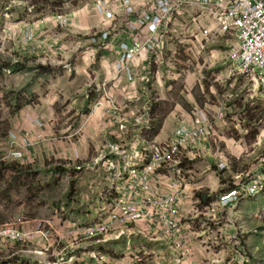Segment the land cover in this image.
<instances>
[{"label":"rangeland","instance_id":"obj_1","mask_svg":"<svg viewBox=\"0 0 264 264\" xmlns=\"http://www.w3.org/2000/svg\"><path fill=\"white\" fill-rule=\"evenodd\" d=\"M93 1L0 0L1 226H10L17 219L25 223L24 230L31 229L33 222L36 224L50 221L54 225L52 219L57 215L56 212L60 215L75 207L82 213L83 220L79 223L68 221V224L85 226L100 219L101 210L112 202L110 183L105 180L104 186L100 185V181L96 184L106 190L111 199L104 207H101L95 196L89 195L88 187L81 186L80 183L88 182V176L82 170H77L80 165H70L66 169L65 160L51 153L44 158L37 156V160L33 159L31 162L25 160V136L28 135V144L31 137L26 131L20 136L15 129L21 119L35 118L40 120L41 125L54 124L50 126L49 135L55 137L68 135L73 130L74 127L63 125L57 120L67 118L73 122L80 114L72 108L66 109L69 106H64V99L56 89H52L51 81L59 70V54L73 53L74 37H81L76 33L74 25L72 28L68 27L71 20L78 17L89 23L96 19ZM104 29L105 23L100 20L99 26L97 24L89 27L88 35L82 37L89 36L91 39L94 34L98 35ZM90 43L94 46L92 39ZM94 47L92 51L97 48L110 52L100 46ZM212 49L216 51L215 59L210 58V48L197 55L181 44L168 45L160 63L150 66L155 75L151 81L149 79L148 87H153V99L160 100L155 117L162 120L165 133L159 142L167 140L177 125L172 118L177 105L188 110L190 115L197 110H207L213 120L212 115L215 112L210 107H216L220 102L225 103V120L215 125V137H211L208 143L212 146V155L215 154V167L224 158H228V167L222 172L227 176L226 183L229 185L234 177L246 174L258 165L264 166V100L259 92L252 90V84L234 70L233 65L226 59L222 44H217ZM54 98L58 99L57 104L48 106L46 103L49 99L54 101ZM68 98L75 99L73 95ZM107 102L112 105L110 100ZM134 111L138 112L135 109ZM110 112L113 113L110 116L116 117L119 109L111 108ZM91 113L93 110L85 113V117ZM235 114L237 118L242 117L245 120L241 125L249 130L248 136L238 130L237 126L233 127L232 119ZM44 125L39 126V129H45ZM19 136L21 142L17 145L15 142ZM122 139L123 136H119L113 140V145L123 148L120 151L123 159H127L124 155L128 153V159L135 161L131 156L134 138L124 141ZM196 159L203 160V157ZM187 163L188 159L182 167L188 168ZM100 166L108 174L109 180L111 174L108 167L105 163H99ZM194 169L197 167L194 166ZM184 172L185 169L183 174ZM187 176L188 174L185 177ZM84 201L91 205L93 211H100L99 217L92 222L91 218L86 220L90 214L83 204ZM212 203L197 213L194 209L188 218L187 223L194 232L195 241L204 239L196 247L189 245L179 251L174 248L176 252L165 246L157 249L154 234L147 235L144 231L145 236L110 240L92 250L116 264H173L176 261L184 262L185 258L187 261L193 260L194 264H264V195L217 212L206 210ZM185 214L181 216L184 224ZM136 230L141 231L138 227L132 229L135 232ZM153 230L168 239L163 231L156 227ZM221 230L223 231L219 232ZM204 231L211 232H206L207 238H203Z\"/></svg>","mask_w":264,"mask_h":264},{"label":"built area","instance_id":"obj_2","mask_svg":"<svg viewBox=\"0 0 264 264\" xmlns=\"http://www.w3.org/2000/svg\"><path fill=\"white\" fill-rule=\"evenodd\" d=\"M93 4L105 29L94 34L92 43L111 52L113 43L120 40V62L116 68L125 71L130 81H134V76L128 65L145 52L150 68L160 63L170 44H181L197 55L210 48L213 59L216 51L212 48L222 44L226 59L234 70L244 76L252 84V90L259 92L264 100V0H94ZM145 82L148 84L149 80ZM224 105L220 102L216 106L213 120L207 110H197L193 115L174 113L172 118L177 125L172 135L164 142H157L145 135L156 128L148 104L144 115L136 119L143 127L131 148L135 161L128 159L127 153L124 155L127 159L121 157L122 162L106 158L96 161V165L105 163L108 167L111 174L109 191L113 197L112 202L101 210L100 219L85 226L67 224L65 228L68 230L70 226L71 230L64 232L56 230L50 221L37 222L28 230L23 229L25 223L21 219L10 226L0 225V264H26L29 259H35L38 264H49L56 246L65 241H73L76 250L71 251L68 260L61 259L55 264L73 261L88 264L92 258L104 264L106 260L92 249L110 240L128 238V233L140 224L163 231L168 239L177 243L176 249L184 250L180 188L188 168H183L182 164L187 159L199 157L201 143H208L215 137V125L225 120ZM126 128L123 124L119 127L121 132ZM237 128L248 136L247 128L240 123ZM27 138L28 135L25 146L28 145ZM114 150L120 152L123 148ZM228 161L224 158L217 169H226ZM164 182L171 186L163 188ZM263 195L264 166L258 165L254 170L234 177L230 188L206 210L217 212ZM79 251L82 256L77 257L79 254L75 255V252Z\"/></svg>","mask_w":264,"mask_h":264},{"label":"crops","instance_id":"obj_3","mask_svg":"<svg viewBox=\"0 0 264 264\" xmlns=\"http://www.w3.org/2000/svg\"><path fill=\"white\" fill-rule=\"evenodd\" d=\"M95 18V20H91L89 23H87L85 19L82 20L78 17L77 19L73 18L71 20L68 27L72 28L74 25V29L77 31L76 33H79L81 37H74L73 46L75 48L73 53L59 54V70L51 81L52 89H56L64 99V106H69L66 107V109L72 108L80 114L79 118L73 122L67 118L57 120V122L62 123L63 125L74 127L71 133H67L68 135L64 136L59 135L57 137L49 135L51 130L50 126H54V124H42L45 129L40 130L39 126L42 127L40 120L35 118L31 120L25 118L21 119L15 125V129L20 136L26 131V133L29 132L31 137L27 147L23 148L25 151L23 155L25 160L31 162L33 159L37 160V156L44 158L51 153L52 155H57L65 160V164L67 165L66 169L70 165H80L77 170H82L84 175L88 176L86 177L88 182L80 183L81 186L83 188L84 186L88 187V190L90 191L89 195L95 196L97 201L102 205L101 207H104L111 201V199L108 197L106 190L101 189V187L96 184L97 181H100V185L104 186L103 181L105 180L108 182V174L105 173L101 166L99 167V165H96V161L106 157L109 161L120 162L122 160V154L120 152H114L117 145H113V140L118 139L119 136H123V141L128 138H134V140L138 138V133L143 126L142 124H139L136 119L144 115V108L148 104L152 108L151 120L153 124L156 125L158 118L155 117V114L160 100L153 99L151 96L154 95L153 87L150 85L148 87V84L145 82L146 79H150L151 81V78L155 75L154 72L147 67L146 59L148 54L146 52L128 65L134 76V81H130L127 78L125 71H119L116 68L120 62V50L118 48L120 40L113 43L114 50L111 52H104L97 48V50L95 49V51H92L93 47H96V45L93 43L94 46L91 45V39H89V36L86 38L82 37V35H88L87 32L89 27H93L97 24L98 26L100 25V20L102 18L96 13ZM49 95L51 97V94ZM70 95H73L75 99L72 100L68 98ZM50 100L51 99L46 103L50 107L58 102L57 98H54V101ZM107 100H110L112 105L107 102ZM111 108L119 109V113L116 117L110 116L113 114L110 112ZM210 108L213 111L217 109L215 106ZM134 109L138 112H135ZM141 109L142 112H140ZM91 110H93V113H91L90 116L85 117V113H89ZM175 110L176 114L184 115L188 111L180 105H177ZM232 120L233 127L238 126L239 123L241 124L242 122H245L241 117L237 118L236 114ZM170 122L173 123L171 120ZM122 124L127 128L125 131L120 132L119 127L122 126ZM155 130L156 128L154 131L147 132L145 135L147 136V139L159 142L160 137L165 133L163 125L159 127L156 133ZM20 136L19 138H16L15 143L17 145L18 142H21ZM198 150L200 151L199 157H203V160H197L195 158L188 161L187 164L189 167L185 174V176L187 174L188 176L185 177V182L180 188L183 199L184 214L186 212V222L181 234L182 243L185 248L189 245H200L204 241V239L203 241H195L194 232L190 229V224L187 223L193 210L195 209L194 212L197 213L200 209L208 205L205 203L208 199H217L219 194L227 191L231 186V183H229V185L226 183L227 176H225V173L219 171L217 167L214 166L213 156L215 154L212 155V146L204 141L201 143ZM194 166H196L197 169H194ZM170 186L171 184L169 182H164L163 188H169ZM106 188L108 190V186ZM197 193H200L202 197H197ZM91 202L92 200L90 203ZM83 204L86 205L85 207L88 208L87 212L90 214L87 216L86 220L91 218L90 222H92L95 218L99 217V210L93 211L91 205L85 201ZM52 220L54 221L56 230L64 232L65 230H71L70 226L68 227V230L65 228L69 223L68 221L79 223V221L83 220V215L80 210L75 207V209H71L67 213L66 211H63L60 215L54 216ZM33 224L35 223L33 222L32 225ZM140 226L141 227H138V229L141 231L136 230L135 232L131 230L129 232V239L145 236L144 231H146L147 235L154 234V243L158 245V247L155 248L160 249L165 246L172 250H174V248L176 249L177 243L173 240H168L163 236H159L158 233L153 230L155 227L149 226L147 228L141 224ZM223 230L219 232H222ZM206 232L207 231H204L203 238H207L205 235L211 233ZM56 247L57 248L53 252L54 258L49 260V264L59 263L61 259L68 260L72 255L71 251L76 250L73 241H65ZM208 249L211 250L210 247H208ZM177 250L178 249H176V251ZM160 254L162 253L160 252ZM75 255H78L77 257L82 256L80 251L75 252ZM185 257H187V254ZM104 259L106 260V263L104 264H116L108 261L106 258ZM192 261L193 260L187 261V258H185L184 262L178 263V261H176L173 264H194ZM27 262L28 263L26 264H38L35 259H29ZM68 264L81 263L73 261ZM88 264H99V262L94 261L92 258L89 260ZM156 264L166 263L159 262Z\"/></svg>","mask_w":264,"mask_h":264},{"label":"trees","instance_id":"obj_4","mask_svg":"<svg viewBox=\"0 0 264 264\" xmlns=\"http://www.w3.org/2000/svg\"><path fill=\"white\" fill-rule=\"evenodd\" d=\"M9 67V66H8ZM19 66H16V68H18ZM152 113V112H151ZM242 118V117H241ZM243 119V118H242ZM160 125H162V120H158V122H157V124H156V130H155V133L158 131V129H159V127H160ZM58 170H56V172H57ZM196 196L197 197H202L201 195H200V193H197L196 194ZM214 201V199L213 198H210V199H208L205 203L206 204H209V203H212Z\"/></svg>","mask_w":264,"mask_h":264}]
</instances>
